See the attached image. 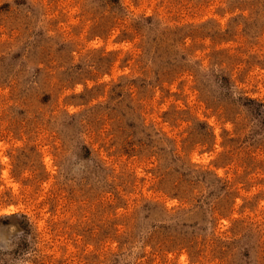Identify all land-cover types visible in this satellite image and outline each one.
Masks as SVG:
<instances>
[{"label":"rangeland","instance_id":"1","mask_svg":"<svg viewBox=\"0 0 264 264\" xmlns=\"http://www.w3.org/2000/svg\"><path fill=\"white\" fill-rule=\"evenodd\" d=\"M0 264H264V0H0Z\"/></svg>","mask_w":264,"mask_h":264}]
</instances>
